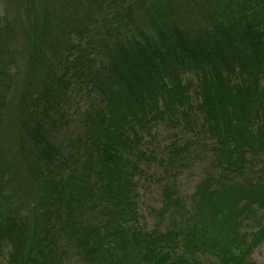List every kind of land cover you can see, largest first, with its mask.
<instances>
[{
  "label": "trees",
  "instance_id": "16d2710c",
  "mask_svg": "<svg viewBox=\"0 0 264 264\" xmlns=\"http://www.w3.org/2000/svg\"><path fill=\"white\" fill-rule=\"evenodd\" d=\"M6 1L0 264H256L264 0ZM158 137L207 167L189 196L165 183L146 228Z\"/></svg>",
  "mask_w": 264,
  "mask_h": 264
},
{
  "label": "rangeland",
  "instance_id": "374dc122",
  "mask_svg": "<svg viewBox=\"0 0 264 264\" xmlns=\"http://www.w3.org/2000/svg\"><path fill=\"white\" fill-rule=\"evenodd\" d=\"M0 6L8 7L7 1L0 0ZM163 127L160 126L159 130H162ZM165 134V132L162 133L163 136ZM159 140L160 137L156 139V142L154 139L151 141V145H147L149 153L150 151L155 153V160L147 166L139 189V208L142 218H145L147 222L146 228H152L151 218L147 215L146 210L148 207L159 206L160 192L163 185L165 183H175L181 195L189 196L193 193L196 183L202 178L203 170L207 167L205 150L202 143L193 146L189 153L177 155L176 158L182 157L177 164H168L166 163V157L163 156L165 152L158 147V145L165 147L168 142L159 144L157 143ZM157 154H160V156L158 157ZM258 169L260 167L255 168L254 171ZM258 215L259 217H263L264 211L259 212ZM255 220L256 218L250 217V221L248 220L244 223L243 229L255 231V226L253 227ZM252 259L256 264H264V239L253 251Z\"/></svg>",
  "mask_w": 264,
  "mask_h": 264
}]
</instances>
